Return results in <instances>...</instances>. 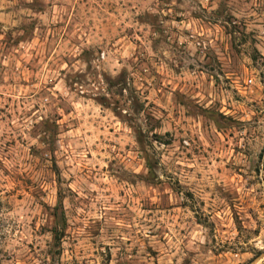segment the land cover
Returning a JSON list of instances; mask_svg holds the SVG:
<instances>
[{"label":"rangeland","instance_id":"374dc122","mask_svg":"<svg viewBox=\"0 0 264 264\" xmlns=\"http://www.w3.org/2000/svg\"><path fill=\"white\" fill-rule=\"evenodd\" d=\"M263 262L264 0H0V264Z\"/></svg>","mask_w":264,"mask_h":264},{"label":"built area","instance_id":"2783aa9c","mask_svg":"<svg viewBox=\"0 0 264 264\" xmlns=\"http://www.w3.org/2000/svg\"><path fill=\"white\" fill-rule=\"evenodd\" d=\"M247 82H248V84H249V83H251V82H252V80L250 79V80H248Z\"/></svg>","mask_w":264,"mask_h":264},{"label":"trees","instance_id":"16d2710c","mask_svg":"<svg viewBox=\"0 0 264 264\" xmlns=\"http://www.w3.org/2000/svg\"><path fill=\"white\" fill-rule=\"evenodd\" d=\"M261 264H264V262H263V263H261Z\"/></svg>","mask_w":264,"mask_h":264}]
</instances>
